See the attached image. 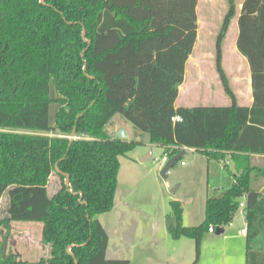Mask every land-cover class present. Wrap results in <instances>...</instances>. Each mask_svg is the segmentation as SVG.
<instances>
[{"label": "trees", "instance_id": "16d2710c", "mask_svg": "<svg viewBox=\"0 0 264 264\" xmlns=\"http://www.w3.org/2000/svg\"><path fill=\"white\" fill-rule=\"evenodd\" d=\"M198 4L0 0V197L7 198L0 264H131L107 256L109 235L98 218L114 208L120 157L138 144L109 132L117 114L170 157L184 146L217 160L231 154L235 181L207 198L204 221L185 225L184 207L173 200L168 230L195 240L196 264L204 235L225 228L246 195V264H264V190L254 186L264 177L254 157L264 154V0H244L237 19L235 50L251 68L252 105L239 104L223 65L237 15L229 0L216 69L231 104L176 107L198 38ZM54 173L61 185L51 194ZM13 221L41 222L50 256L28 261L7 253Z\"/></svg>", "mask_w": 264, "mask_h": 264}, {"label": "rangeland", "instance_id": "374dc122", "mask_svg": "<svg viewBox=\"0 0 264 264\" xmlns=\"http://www.w3.org/2000/svg\"><path fill=\"white\" fill-rule=\"evenodd\" d=\"M235 1L237 4V15L232 19L230 29L222 46L223 65L225 69L227 67L231 75H229L230 80L236 73H239L245 79L247 70L241 59H235L238 51V49L235 50L236 31L238 30L237 17L244 0ZM228 9L229 0H199L198 38L194 50L187 61L185 79L181 85H184V91L180 88L182 95L185 94L189 97L192 86L196 87L195 92L202 95L205 93L206 86L216 91L217 87L221 85L216 69V44ZM240 80L241 78L238 81ZM181 98L183 97L181 96ZM114 120L118 122L124 121L120 115H116ZM126 123L129 125V137L127 140H135L138 144L127 155L120 157L121 166L118 177L115 212L170 214L172 212L171 202L179 200L182 202L186 217L188 219L192 216L197 218L200 214L205 216L206 196H214L218 193V190L227 189L232 185L233 173L236 171L231 161L225 167L226 160L222 162L218 160L209 161L200 152L190 149L185 150L183 157L171 168L169 176L164 178L161 175V170L165 165L163 157L169 154L162 146L153 144L147 132L133 130L131 124L129 122ZM261 163H264V161H261ZM60 185V178L55 173L52 174L49 183L50 193L53 194ZM173 189L176 190L173 191ZM6 203V196L1 197L0 217L5 215ZM241 211L244 210L242 208L238 210V216L235 221L236 225L239 226L240 223H244V214ZM104 215L106 214H99L98 218L107 224L106 216ZM25 223L27 222H11L9 235L4 238V244L6 242L5 250L7 253H15L16 256L23 254L38 260L41 258L38 244L34 242L33 246H30V244L26 246L24 242L28 237L25 238L26 240L24 238L23 240L19 239L20 235L16 229L20 225H26ZM36 225L42 227L41 222H36ZM30 230L33 234H38L36 228L28 229V231ZM18 241L20 244L17 247H25L23 248V253L15 250ZM37 241H39L38 237ZM185 241L194 242L191 238H186ZM45 253L50 256V246L44 244L42 254ZM27 257L23 256V258Z\"/></svg>", "mask_w": 264, "mask_h": 264}, {"label": "crops", "instance_id": "0c3cea01", "mask_svg": "<svg viewBox=\"0 0 264 264\" xmlns=\"http://www.w3.org/2000/svg\"><path fill=\"white\" fill-rule=\"evenodd\" d=\"M238 19V17H237ZM239 28L236 31V36H238ZM237 40V38H236ZM235 59H238L246 66V76L243 79L242 75L236 73L234 77L231 78V85L237 94L238 102L241 105L251 106L253 97L252 88V73L248 60L239 51L236 53ZM239 63V62H238ZM228 76L230 73L226 67ZM231 76V75H230ZM239 78H241L240 81ZM221 82V80H220ZM182 85V84H181ZM211 87L206 86L205 93L202 95L196 91V87H191V94L185 95L181 93L179 87V95L176 100V107L179 106H196V105H230L231 100L226 94L222 82L221 85L217 87V90H211ZM181 96L183 98H181ZM119 115V114H117ZM116 116V115H115ZM114 116V118H115ZM112 119L113 123L108 126V130L111 134L115 135V131L120 127H124L128 133L129 137V125L125 121H115ZM132 126V124H131ZM133 127V126H132ZM132 130V129H131ZM134 130V127H133ZM150 138V137H149ZM154 144V143H153ZM190 149L192 151H198L196 148L182 147V151ZM201 153V152H200ZM185 154V153H184ZM209 161L217 160L214 158H209L205 154L201 153ZM150 155V154H149ZM148 157V155H147ZM256 164L263 165L261 161H264V154H254ZM226 160L225 167H227L228 162H232L235 168V162L231 157L230 153H227L225 158L218 160L220 162ZM119 180V179H118ZM235 181L233 173V182ZM119 183V182H118ZM169 185L168 183H166ZM233 185V183H232ZM231 185V186H232ZM230 186V187H231ZM256 188L264 190V177L257 178L254 183ZM259 186V187H258ZM228 187V188H230ZM227 188V189H228ZM227 189L218 190L214 196H219L224 193ZM118 190V189H117ZM210 195L206 196V200ZM213 196V195H212ZM1 198V197H0ZM179 201V200H178ZM117 202V192L115 196L114 208L106 213L104 222L99 219L103 224L109 235L107 256L109 258H125L130 261L131 264H192L196 258V243L185 241L189 237H181L174 239L168 230V215L169 213H134V212H115ZM181 202V201H180ZM182 203V202H181ZM206 207V202H205ZM185 212V211H184ZM184 214L183 223L187 226H197L201 224L205 216L198 215V217H190L188 219ZM244 214V223L236 225V219L238 214L236 213L232 221L224 228V233L218 235L215 231L207 232L202 239L201 255L200 259L196 264H246V252H247V241L246 234L242 233V229L247 228V218L245 211H241ZM195 216V215H194ZM190 221V222H189ZM26 225H20L16 229L20 235L19 239L23 238L29 239V241L24 242L27 246H33V243L38 244L39 252L41 253V258L34 260L26 255L18 254V257L23 260L28 261H39L43 257H48L47 253L42 254L44 251L43 243V224L42 227L36 225V222H27ZM37 229V235L28 229ZM9 235V234H8ZM7 235V236H8ZM37 237L39 241H37ZM20 244L18 241L16 243V252L23 253L25 247H17ZM264 244V241H263ZM48 246V245H47ZM19 248V249H18ZM46 252V251H45ZM23 256L27 258H23ZM37 259V258H36Z\"/></svg>", "mask_w": 264, "mask_h": 264}, {"label": "water", "instance_id": "95a60500", "mask_svg": "<svg viewBox=\"0 0 264 264\" xmlns=\"http://www.w3.org/2000/svg\"><path fill=\"white\" fill-rule=\"evenodd\" d=\"M86 32L84 31V36H85ZM76 131H73L70 138L71 140H74L76 138ZM115 136L116 137H119V138H122V139H125L127 138L128 136V133L126 131V129L124 127H120L119 129H117L115 131ZM185 151H181L179 154H176L172 157H170V159L166 162V164L164 165L163 169L161 170V175L164 177V178H167L170 174V171H171V168L175 165V163L181 159L184 155ZM144 159V158H143ZM57 170L58 172H61L62 171L59 169L58 167V164H57ZM66 180H65V183L68 187L71 186V183H70V174L66 173ZM176 189H173V191H175ZM215 233L218 234V235H221L224 233V228H221V227H217L216 230H215ZM6 246V242L4 244ZM69 251L71 252V248H69ZM72 253V252H71Z\"/></svg>", "mask_w": 264, "mask_h": 264}, {"label": "built area", "instance_id": "2783aa9c", "mask_svg": "<svg viewBox=\"0 0 264 264\" xmlns=\"http://www.w3.org/2000/svg\"><path fill=\"white\" fill-rule=\"evenodd\" d=\"M175 119H179V117H176ZM169 159H170V156H169V155H164V157H163V162L166 164V162H167ZM246 199H247V196H246V195H243L242 198H241L240 208H242L243 210H244V207H245ZM209 230L213 232V231H215L216 229H214L213 227H210ZM241 231H242V233L247 234V228L242 229Z\"/></svg>", "mask_w": 264, "mask_h": 264}]
</instances>
